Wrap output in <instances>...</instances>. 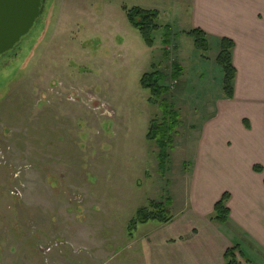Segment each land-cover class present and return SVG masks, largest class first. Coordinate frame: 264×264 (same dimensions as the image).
I'll return each instance as SVG.
<instances>
[{
  "label": "rangeland",
  "instance_id": "1",
  "mask_svg": "<svg viewBox=\"0 0 264 264\" xmlns=\"http://www.w3.org/2000/svg\"><path fill=\"white\" fill-rule=\"evenodd\" d=\"M188 1L47 0L21 51L0 60V146L9 155V164L0 165L6 170L0 198H13L5 209L14 215L0 216V229H20L0 236V264H33L37 254L43 264H131L136 249L127 227L137 211L151 200L177 202L184 194V165H195L202 128L224 96L223 69L216 64L220 42L211 38L206 54L195 49L185 34L193 29ZM123 7L160 13L153 48ZM168 31L171 45L165 46ZM175 62L184 75L169 81L167 101L182 125L163 177L160 149L146 138L162 111L149 103L140 81L155 69L170 75ZM42 188L44 203H33ZM42 205L59 228L38 237L32 215Z\"/></svg>",
  "mask_w": 264,
  "mask_h": 264
},
{
  "label": "crops",
  "instance_id": "2",
  "mask_svg": "<svg viewBox=\"0 0 264 264\" xmlns=\"http://www.w3.org/2000/svg\"><path fill=\"white\" fill-rule=\"evenodd\" d=\"M187 3L193 29L204 31L209 43L211 38L219 42L225 38L235 44L234 98L222 96L217 113L204 124L195 165H184L181 175L184 194L177 202L171 201V208L175 207L172 220L162 225L149 223L148 230L137 232L131 242L136 252L129 256L130 263L225 264L226 251L238 247L241 264H264V0ZM5 173L0 168V174ZM42 192L43 188L39 189L33 203H44ZM225 193L230 195V219L221 225L211 216ZM11 199L8 194L0 198L5 201L0 205L2 218L14 216L5 209ZM43 207L34 209L32 215L34 224L41 228H37L38 237L59 228V221ZM8 225L9 233L0 229V236L20 233L17 226ZM38 255L33 264H43Z\"/></svg>",
  "mask_w": 264,
  "mask_h": 264
},
{
  "label": "trees",
  "instance_id": "3",
  "mask_svg": "<svg viewBox=\"0 0 264 264\" xmlns=\"http://www.w3.org/2000/svg\"><path fill=\"white\" fill-rule=\"evenodd\" d=\"M127 14L130 25L137 30L143 42L148 48L155 46L154 35L161 30L158 24L160 13L158 11L145 10L140 7L129 9L123 7ZM172 33L168 31L163 43L165 46L171 45ZM193 40L194 47L201 53L210 51V43L208 35L201 29H193L185 33ZM235 44L229 39L220 41V53L217 56L216 64L223 69V94L226 99L234 98V84L237 76V71L233 64V51ZM165 60L170 59V52L166 50L163 55ZM172 73L170 75L165 72L155 69L151 73L143 75L140 84L142 89L149 91V103L154 106H159L162 111L161 120H152L147 134V140L159 147V172L164 177L168 172L169 149L173 145V134L182 125L180 115L175 111L174 107L167 101V96L171 92L169 81L178 82L184 75L182 66L175 62L171 66ZM161 121V122H160ZM259 173L263 172L261 167H255ZM230 195L225 193L221 200L214 207L211 220L226 225L230 219V209L228 202ZM172 204L167 201H150L147 207L140 208L134 219H132L127 227V236L129 239H134V235L138 230L139 225H147L156 223L159 225L169 223L173 216L169 213ZM225 264H241V251L238 247L230 248L225 253Z\"/></svg>",
  "mask_w": 264,
  "mask_h": 264
},
{
  "label": "water",
  "instance_id": "4",
  "mask_svg": "<svg viewBox=\"0 0 264 264\" xmlns=\"http://www.w3.org/2000/svg\"><path fill=\"white\" fill-rule=\"evenodd\" d=\"M47 0H0V58L15 50L46 11Z\"/></svg>",
  "mask_w": 264,
  "mask_h": 264
},
{
  "label": "built area",
  "instance_id": "5",
  "mask_svg": "<svg viewBox=\"0 0 264 264\" xmlns=\"http://www.w3.org/2000/svg\"><path fill=\"white\" fill-rule=\"evenodd\" d=\"M10 151V149H8ZM8 151L3 149L1 146H0V165H8L9 164V160H8ZM25 165V170H30L31 167L27 164H24ZM14 172L17 173V175L19 176L21 174V169H17L16 167H14Z\"/></svg>",
  "mask_w": 264,
  "mask_h": 264
},
{
  "label": "flooded vegetation",
  "instance_id": "6",
  "mask_svg": "<svg viewBox=\"0 0 264 264\" xmlns=\"http://www.w3.org/2000/svg\"><path fill=\"white\" fill-rule=\"evenodd\" d=\"M18 47H19V46H17V47L15 48V50H13L12 52H9V53L6 54L5 56L1 57L0 60L4 59V58H6V57H10V56H13V57L17 56V54L21 51V49H19Z\"/></svg>",
  "mask_w": 264,
  "mask_h": 264
}]
</instances>
